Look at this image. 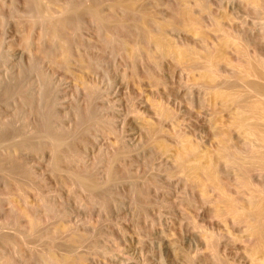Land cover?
<instances>
[{
	"label": "rangeland",
	"instance_id": "obj_1",
	"mask_svg": "<svg viewBox=\"0 0 264 264\" xmlns=\"http://www.w3.org/2000/svg\"><path fill=\"white\" fill-rule=\"evenodd\" d=\"M1 1L9 4V0ZM14 1L15 7L22 9L23 0ZM148 1L159 20L173 24L165 28L164 35V49L172 51L168 55L157 53V63L141 58L134 66L124 55H103L97 49L99 52L94 50L93 55L99 65L89 72L75 65L69 71L46 69L56 119H60L55 124L62 122L69 130L75 122L72 108L83 109L87 103L86 85L95 88L94 103L101 108L98 113L102 117L111 119V130L107 132L106 126L92 130L94 134L86 136L79 149L84 165L89 167L100 153L111 156L120 146L114 166L116 172L123 173H116L114 180L107 181L103 163L92 166L98 177L96 184L104 182L98 189L109 185L116 204L103 209L98 205L88 208L86 192L78 188L73 189L77 196L74 200L59 183L65 174L61 173L62 165H57L59 173L55 177L50 175L48 152L34 156V162L29 160L31 157H26V161H31L44 179L41 189L49 191L51 200L67 211L66 223L85 234L81 246L74 245L75 252L86 259L79 264H264V245L252 229V219L240 217L250 194L264 196V168H240L218 157L223 144L241 148L250 134L248 122L236 119V105L216 96L213 89L222 85L224 77L234 81L233 75L239 71L264 86V8L257 10V3L264 0H186L183 6L188 9L187 24L171 21L176 0ZM109 2L104 0V6ZM3 11L6 15V6ZM7 15L0 30H4L2 37L6 46L10 44L11 52L7 64L0 69V82H11L20 69H26L21 82L25 87L31 82L27 88L38 93L37 77L26 73L29 60L19 44L22 29ZM87 36L97 42L93 34ZM187 49L195 52L194 58L179 56L180 51ZM210 65L216 68L221 84H211L204 77ZM239 82L233 90L221 89L236 90L232 92L236 94L239 88L242 97L249 92L250 99L261 102L264 108V96L245 86L247 82ZM14 102L8 115L18 106L19 102ZM23 110L27 113L21 111L14 118L15 126L23 117L29 124L35 123L30 110ZM150 128L154 129L151 136ZM182 153L188 155L180 161ZM198 164L209 170L214 167L217 178L196 171ZM193 173L197 177L203 174L197 178L200 183L188 178ZM236 179L244 181L246 187H236ZM221 192L229 200H222ZM229 201L235 203L233 208Z\"/></svg>",
	"mask_w": 264,
	"mask_h": 264
},
{
	"label": "bare ground",
	"instance_id": "obj_2",
	"mask_svg": "<svg viewBox=\"0 0 264 264\" xmlns=\"http://www.w3.org/2000/svg\"><path fill=\"white\" fill-rule=\"evenodd\" d=\"M176 1L178 2L176 8L171 10L174 15L171 21L177 20V23L187 24L188 9L183 6L186 0ZM8 2L9 4H5L0 0V29L4 27L7 14L10 15L9 18H13L16 26L22 29L19 30L21 32L19 44L29 60L26 73L35 74L34 77H37L39 81L36 85L40 83L37 85L38 88L40 86V90L38 93L35 92L38 94L36 95L34 90L27 88L31 82L26 84V87L22 84L21 78L26 69H20L11 82L7 80L8 83L0 82V264H79L86 259L81 253L75 252L77 248L74 245L80 244L81 246L86 236L78 233L76 228L66 223L67 211L62 207L63 205L51 200L49 191L45 193L41 189V186H45L44 179L36 173L34 165L30 164L31 161H26V157H31L29 160L33 161L34 156L38 158L39 155L48 152L50 175H57L59 173L56 171L57 165H62L64 169L61 173L65 174L61 175L63 178L59 180V183L67 188V192L73 196L74 200L77 196L73 189L78 188L86 192L85 205L88 208L98 205L103 209L114 202V193L109 191L111 189L109 185H106L109 189L104 185L105 188L102 186L103 188L98 189L104 182H99V186L96 184L98 177L92 166L103 163L107 181L114 180L116 173L117 175L120 172L123 173L122 170L116 172L114 166L119 160L121 151H119V146L118 151H114L115 153L113 152L111 156L108 155L109 153L106 155L103 154L104 152L100 153L94 165L89 167L84 165L83 154L79 146L84 145L86 136L94 134L92 132L97 128L99 130L101 126H106L107 132H110L111 119L102 117L101 113H98L101 108L98 109L94 103L97 92L94 87L85 84L87 103L83 109L72 108L75 116L74 126L69 130L62 122L55 124L56 120L60 119H56L58 117L54 111V95L50 90L49 75L46 69L69 71L75 65L89 72L98 64V59L93 55L94 50L97 49L103 55H105L104 52L124 55L134 66L141 58L157 63V53L168 55L172 51L168 47L164 49L166 44L164 35L165 28L173 24L170 21L159 20L148 7V0H111L109 4L105 3L106 6H104V0H23L20 10L15 7L14 0ZM154 2L156 3V0H153ZM5 6L8 9L6 15L3 13ZM257 7V10L263 9L264 2L257 3ZM1 30L0 69L10 59L9 52H11L10 44L6 46L7 41L4 42L5 38L2 37L4 30ZM35 33L36 37H34ZM87 34H93L92 37H95L97 42H94ZM98 50L95 52H99ZM183 55H190L194 58L195 52L189 49L180 51L179 56L183 57ZM256 64L259 67L257 70H260L261 67L258 63ZM216 73V68L210 65L204 77L211 84L217 85L221 79L218 80L219 74ZM245 73L242 71L235 73L234 81L224 77L225 80L221 82L223 87L219 85L220 87L214 88L213 86L216 96L236 105V119L240 123L248 122L247 131L250 134V137L244 139V146L241 148H231L223 144L218 157L240 168H264V121H261L264 119V108H261V102L251 100L249 92L244 94L246 97H242V94L239 96L241 93L239 88H236L238 89L236 94L232 93L236 90L224 91L227 88L233 90L237 81H243L244 85L247 82L245 86L249 85L255 93L264 96V86L259 84L260 81L256 79L258 83H255V81L248 80L249 75ZM261 74L263 75V70ZM15 100L16 103L19 102L18 106L17 108L14 106L16 109L8 115L10 104ZM23 108L30 110L28 112L33 114L36 121L31 125L22 116L19 126L18 124L15 126L14 118H18L21 111L26 112ZM153 131L154 129L150 128L148 134L151 136ZM66 138H69V141H66ZM117 144L119 145V142ZM187 155L188 153H182L178 159L181 161ZM212 169L209 170L204 164L196 167L199 173L215 179L217 178L215 177L216 170ZM200 176L203 174L197 177L193 173L188 178L194 180L192 178L197 179ZM236 181V187L240 189L246 187L244 181L237 179ZM138 192L140 196L141 191ZM220 196L224 201L229 200L226 193L221 192ZM29 199L32 201L29 202ZM229 202L230 207L233 208L235 203ZM241 214L240 217L252 219V229L260 243L264 245V196L250 194ZM24 247H26L25 250ZM22 249L23 251L27 249V252H23ZM59 249L65 251L62 253Z\"/></svg>",
	"mask_w": 264,
	"mask_h": 264
}]
</instances>
